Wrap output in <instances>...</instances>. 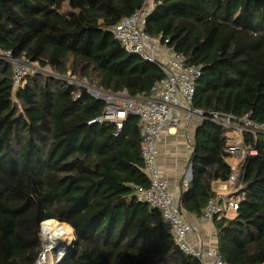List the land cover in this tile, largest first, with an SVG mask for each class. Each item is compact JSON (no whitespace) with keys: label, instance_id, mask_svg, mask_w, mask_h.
Instances as JSON below:
<instances>
[{"label":"trees","instance_id":"16d2710c","mask_svg":"<svg viewBox=\"0 0 264 264\" xmlns=\"http://www.w3.org/2000/svg\"><path fill=\"white\" fill-rule=\"evenodd\" d=\"M146 4L0 0V264H39L41 227L54 220L75 233L73 249L54 264H202L137 195L150 186L137 118L117 136L110 123L89 125L106 103L62 77L71 61L78 80L148 96L165 78L160 65L130 54L113 35ZM145 31L200 72L194 107L204 119L179 205L201 218L210 201H222L213 184L240 170L228 162L229 130L215 116L264 126V0H153ZM1 52L50 67L57 78L27 74L15 92ZM243 140L257 154L244 161L238 211L213 221L217 248L228 264H264V133Z\"/></svg>","mask_w":264,"mask_h":264},{"label":"built area","instance_id":"2783aa9c","mask_svg":"<svg viewBox=\"0 0 264 264\" xmlns=\"http://www.w3.org/2000/svg\"><path fill=\"white\" fill-rule=\"evenodd\" d=\"M152 11L153 0H147L143 9L115 27L113 35L130 54L151 63H158L165 78L157 83L146 97L130 98L126 92L112 94L102 89H99L98 96L89 93L106 103L102 115L90 121L89 125L110 123L114 125V135L117 136L130 117L137 118L142 139L141 157L150 185L147 189H138L137 195L142 201L159 210L165 231L186 255L199 260L202 264H209L208 259H212L213 264H228L223 261L216 246L203 250L191 241L192 226L182 216L179 201L171 191L169 181L163 176L157 163V141L168 126L179 125L175 116L184 113L187 119L193 117L202 121L204 113L194 107L199 70L187 66L181 55L161 46L158 39L151 37L145 31L146 19ZM1 55L2 59L11 63L15 92L22 86L27 74L37 75L40 73L38 71H41L37 64L29 63L25 58L14 60L11 54L6 52H1ZM215 120L225 128L241 135L264 133V126L254 124L250 118L232 121L230 118L217 115ZM227 151L241 161L240 170L230 177L233 189L231 194L221 199V202L208 203L203 218L209 222L230 214L234 215L238 211L240 204L245 200L244 194H238L242 189L239 183L241 170L246 158L257 154V151L248 147L245 142L240 143L237 140L229 144Z\"/></svg>","mask_w":264,"mask_h":264},{"label":"crops","instance_id":"0c3cea01","mask_svg":"<svg viewBox=\"0 0 264 264\" xmlns=\"http://www.w3.org/2000/svg\"><path fill=\"white\" fill-rule=\"evenodd\" d=\"M175 120H178L179 125L167 127V130L157 141L156 151L159 169L169 181L171 191L180 201L182 190L188 187L192 181L190 159L196 134L202 122L199 118L190 117L187 119L184 113L177 114ZM213 191L218 195V198L223 199L233 191L232 184L230 182L214 183ZM182 216L192 226L190 238L196 247L203 250L217 247V231L213 222L184 211H182ZM207 261L209 264H213L212 259Z\"/></svg>","mask_w":264,"mask_h":264},{"label":"rangeland","instance_id":"374dc122","mask_svg":"<svg viewBox=\"0 0 264 264\" xmlns=\"http://www.w3.org/2000/svg\"><path fill=\"white\" fill-rule=\"evenodd\" d=\"M67 11H68V6L65 5L63 10H62V12H67ZM40 70L41 71H38V72H40L41 75L46 76L47 78H50V77L57 78L55 76V73H53V71H52V69L50 67H46V68H41L40 67ZM62 77H64L65 78L64 80L66 82H68L69 84H71L73 86H76V87H79V89L86 88L88 93H90V94L94 93L95 96H98L97 93L99 92L100 88H98V86L96 84L95 85L91 84V80L90 79H88V80H78L79 78L73 77V72L71 70V61L68 62V64H67V72L64 75H62ZM15 102H16V96H15ZM228 130L229 131H228V134H227L228 136L227 137L229 138V144L232 143V141H234V140H237L240 143L244 142L243 134L241 135L238 132H235V131H233L231 129H228ZM254 134H256V133H254ZM228 162L230 163V165L232 166L233 169L236 166L241 164V161L239 159H236L234 156H231L228 159ZM232 215L233 214H230L228 216L229 217H233ZM54 222L56 224H58V225H65V224H61L59 221H56V220H54ZM42 228H43V225L41 227V238H42V242H43V250L44 251H43V253L41 255L40 262H41V264H54L55 262L59 261L60 258H62L65 254L62 257H60L59 256V251H58L57 248L52 249V250L48 249V245H47L48 241L44 237V234L42 232ZM66 241L70 242V243H68L69 245L67 244V242L65 244V246L68 247L67 251L73 249V246L75 244V233H74V231H73V235H72L71 239L70 240H66Z\"/></svg>","mask_w":264,"mask_h":264},{"label":"bare ground","instance_id":"6f19581e","mask_svg":"<svg viewBox=\"0 0 264 264\" xmlns=\"http://www.w3.org/2000/svg\"><path fill=\"white\" fill-rule=\"evenodd\" d=\"M43 234L48 241V249L52 250L57 248L59 256L62 257L68 250L65 244L67 242L66 240L71 239L73 230L67 225H58L54 221H47L43 224Z\"/></svg>","mask_w":264,"mask_h":264},{"label":"water","instance_id":"95a60500","mask_svg":"<svg viewBox=\"0 0 264 264\" xmlns=\"http://www.w3.org/2000/svg\"><path fill=\"white\" fill-rule=\"evenodd\" d=\"M81 90H82L83 93H86L87 92V89L86 88H82ZM39 264H41V262H39Z\"/></svg>","mask_w":264,"mask_h":264}]
</instances>
